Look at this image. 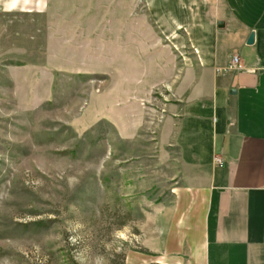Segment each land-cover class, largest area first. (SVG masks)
<instances>
[{"label": "rangeland", "instance_id": "1", "mask_svg": "<svg viewBox=\"0 0 264 264\" xmlns=\"http://www.w3.org/2000/svg\"><path fill=\"white\" fill-rule=\"evenodd\" d=\"M7 2L0 264H190L149 244L180 181L158 131L182 66L171 37L140 0Z\"/></svg>", "mask_w": 264, "mask_h": 264}, {"label": "crops", "instance_id": "2", "mask_svg": "<svg viewBox=\"0 0 264 264\" xmlns=\"http://www.w3.org/2000/svg\"><path fill=\"white\" fill-rule=\"evenodd\" d=\"M140 1L182 56L158 124L180 181L159 219L167 230L150 226V250L190 264H264V0ZM235 54L243 68L225 71Z\"/></svg>", "mask_w": 264, "mask_h": 264}, {"label": "built area", "instance_id": "3", "mask_svg": "<svg viewBox=\"0 0 264 264\" xmlns=\"http://www.w3.org/2000/svg\"><path fill=\"white\" fill-rule=\"evenodd\" d=\"M243 68L241 57L237 54L233 55L231 60L227 63L226 67L224 68L225 71L234 70V69H241ZM219 163L222 161L219 159Z\"/></svg>", "mask_w": 264, "mask_h": 264}, {"label": "water", "instance_id": "4", "mask_svg": "<svg viewBox=\"0 0 264 264\" xmlns=\"http://www.w3.org/2000/svg\"><path fill=\"white\" fill-rule=\"evenodd\" d=\"M219 26H220V27H223V26H224L223 21H221V22L219 23ZM254 41H255V33L252 32V33L250 34V36H249V39H248L247 43H248V44H253Z\"/></svg>", "mask_w": 264, "mask_h": 264}, {"label": "clouds", "instance_id": "5", "mask_svg": "<svg viewBox=\"0 0 264 264\" xmlns=\"http://www.w3.org/2000/svg\"><path fill=\"white\" fill-rule=\"evenodd\" d=\"M17 0H11V7L15 8Z\"/></svg>", "mask_w": 264, "mask_h": 264}]
</instances>
